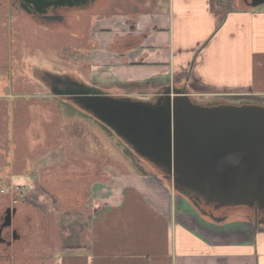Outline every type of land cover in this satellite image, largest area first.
I'll use <instances>...</instances> for the list:
<instances>
[{
	"label": "crops",
	"instance_id": "obj_1",
	"mask_svg": "<svg viewBox=\"0 0 264 264\" xmlns=\"http://www.w3.org/2000/svg\"><path fill=\"white\" fill-rule=\"evenodd\" d=\"M134 1H130L138 4L134 14H110L93 23L94 31L108 29V34L93 32L94 69L108 68L119 83L142 85L149 95L158 88L154 81L162 77L175 78L178 85L189 87L199 81L209 90L229 91L231 97L241 91L251 93V97L264 95V5L244 6L246 9H236L226 16L214 43L196 58L193 53L216 25V19L209 15V0ZM213 80L217 85L211 83ZM33 103L44 108L53 105L39 98L13 101L11 105L0 101L11 118L8 156L17 152V132H13L17 107L26 111ZM49 115L45 119L54 116ZM63 123L60 113L61 128L75 122L70 116L68 124ZM31 130L35 133L37 128L28 125L22 130L24 145L25 141L29 143ZM8 161L0 167V171L7 170V177L0 178V183L5 181L8 186L0 189L7 192L0 198V205L22 199L28 206L39 207L40 215L47 220L61 211L63 195L72 196L69 198L74 205L78 203V197L68 193L76 190L34 194L30 165L19 174L14 172V160ZM18 187H24L22 196L14 190ZM99 188L89 198L87 227L79 222L74 226L75 236L69 238L66 249L62 248V228L58 226L61 238L57 243L49 239L51 230L47 223L44 225L45 244L48 239L56 253L49 259L40 257L38 264H264V224L254 227L244 217L224 221L202 218L187 199L175 194L157 175L129 173ZM27 217L31 221L30 214Z\"/></svg>",
	"mask_w": 264,
	"mask_h": 264
},
{
	"label": "rangeland",
	"instance_id": "obj_2",
	"mask_svg": "<svg viewBox=\"0 0 264 264\" xmlns=\"http://www.w3.org/2000/svg\"><path fill=\"white\" fill-rule=\"evenodd\" d=\"M130 1L132 2L129 0L127 5H123L120 1L111 0L108 5L94 13L100 17L93 22L90 14H87L88 17L87 15L84 16L81 22L83 36L77 39L65 33L50 35L40 32L30 26L23 17L14 18L16 14L9 12L7 5H4L5 0H0V101H6L11 105L13 101L39 98L53 104H48L44 108L33 103L30 109L26 111L23 107H17L19 112L14 114L17 127L13 131L17 132V138H15L17 152L15 155L10 154L9 156L7 131L11 129V118L7 116L5 105L0 106V167L6 166L5 163L13 159L14 172L21 174L26 171L23 172L22 169H26L29 164L30 175L34 179L31 187L34 194L43 195L45 191L48 195H54L57 193L56 191L78 190L81 198L80 204L74 205L71 202L72 199L69 198L72 196L63 195L62 205H60L61 211L56 215L52 213V217H48L47 220L40 215L39 207L30 206V208H26L22 204V199H19L17 201L18 210L21 208L24 210L21 217L30 214L32 219L27 224L21 220L19 222L23 242L14 251L15 260L13 264H38L40 257L49 259L54 256L56 252L51 248V242L49 243L47 239L45 244L44 240L43 232L46 223L48 229L51 230L49 239L52 242H60L61 236L58 230L60 227L64 235L62 248L66 249L70 246L69 238H74L76 232L74 226L78 225L79 222V224L87 227L86 216L89 212V198L100 190L101 185L106 184L112 178L129 173L143 176L155 175L145 162L134 156L102 125L90 117L71 111L61 100L51 96L48 90L37 80L40 70L47 73L55 72L78 76L80 79L90 82L91 86L115 97L151 99L157 93V89L161 90L163 87L170 86L186 91L189 89L190 99L197 103L242 99L264 104V95L251 97V93L241 91L235 93L239 95L231 97L228 95L230 94L229 91L209 90L199 81L191 82L192 86L189 87L188 85L182 86L181 83L178 85L179 81L175 82V78L171 79L170 77H162L159 82L154 81V87L158 88L156 90L154 88V92L149 95L150 93L148 94L146 89L141 87L142 85L119 83L110 74L108 68L94 69L91 66L93 32L105 34L108 29L101 28V30L95 29L96 31H94L91 24L110 14L111 17L116 14H134L138 4H131ZM133 2L135 3L134 0ZM236 9L246 8L244 6L237 8L236 3L231 0H209V15L212 19H216V25L210 36L193 53L194 57L197 58L201 51L217 38V33L224 24L226 16L233 15ZM255 12H259V10ZM116 23L118 24V22ZM117 47L120 48V46ZM31 69L36 73L37 78L32 75ZM213 81L211 83L217 85V81ZM147 88L149 90V85ZM244 94L249 96H242ZM49 113L54 115L53 119L51 117H49L51 119H45L48 118ZM60 113L63 115L64 125L68 124L66 122L70 116L75 123L68 124V127H64V129L61 128ZM28 125L32 129L37 128V131L33 133L31 130L30 134L28 133L29 143L25 141L24 145L22 130ZM28 134L26 135L28 136ZM6 174V169L0 171V178H6ZM27 174L29 175L28 171ZM2 187H8L5 181H1L0 189ZM15 189L21 196L25 193L24 187ZM5 205H0V212Z\"/></svg>",
	"mask_w": 264,
	"mask_h": 264
},
{
	"label": "water",
	"instance_id": "obj_3",
	"mask_svg": "<svg viewBox=\"0 0 264 264\" xmlns=\"http://www.w3.org/2000/svg\"><path fill=\"white\" fill-rule=\"evenodd\" d=\"M262 5L264 0H251L249 7ZM41 84L152 163L196 212L190 195L215 208L264 209V104L228 99L200 105L189 89L170 86L158 90L154 102L115 97L55 72L46 73ZM9 211L4 226L10 224Z\"/></svg>",
	"mask_w": 264,
	"mask_h": 264
},
{
	"label": "flooded vegetation",
	"instance_id": "obj_4",
	"mask_svg": "<svg viewBox=\"0 0 264 264\" xmlns=\"http://www.w3.org/2000/svg\"><path fill=\"white\" fill-rule=\"evenodd\" d=\"M110 1L111 0H5L4 5H7L9 12L16 14L14 18L23 17L30 26L36 28L40 32L50 35H62V33H65L78 39L83 36L81 31L83 17L90 14L93 22L96 18L100 17V15H95L94 13L103 6L108 5ZM231 1H234L236 6L245 7H249L251 2V0ZM91 25L93 26V23ZM31 73L37 78L36 73L33 71ZM46 73L47 72H41L40 70L37 80L41 82ZM69 77L81 81L78 76L69 75ZM87 85H90V83ZM151 101L154 102V98H152ZM210 103L214 104L217 102ZM146 165L152 170L155 169L152 163H147ZM6 193L7 192L4 190H0V198L5 196ZM189 198L202 218L212 221H224L232 219L233 217H244L247 221L252 222L254 227L264 224V209L256 206L252 208L247 206L215 208L214 205H206L204 202L198 201L193 195H190ZM22 204L26 208H30V206L25 203ZM7 210H10V224L4 226ZM14 210L15 212H13ZM21 214L22 212L18 210L16 200H12L10 203L7 202L0 212V264H13L15 260L13 255L14 251H16L23 242L20 234L19 222L21 220V222L27 224L29 223V218L27 216H25V218L21 217Z\"/></svg>",
	"mask_w": 264,
	"mask_h": 264
},
{
	"label": "trees",
	"instance_id": "obj_5",
	"mask_svg": "<svg viewBox=\"0 0 264 264\" xmlns=\"http://www.w3.org/2000/svg\"><path fill=\"white\" fill-rule=\"evenodd\" d=\"M62 101V100H61ZM62 103L63 104H65V105H67V108H70V110L71 111H74V112H77L78 114H80V115H82V116H86V117H90V116H87V114L86 113H84V112H82V111H80V110H78L77 108H75L74 106H72V105H70V104H68V103H66V102H64V101H62ZM217 103H220V104H228V102L225 100V101H222V102H220V101H218ZM198 104H200V105H207L208 103H198ZM91 118V117H90ZM94 120V119H93ZM97 122V121H96ZM99 125H101L100 123H99ZM102 127H104V126H102ZM105 128V127H104ZM106 129V128H105ZM111 135H113L108 129H106ZM114 136V135H113ZM130 152V151H129ZM130 154H132L131 152H130ZM154 171V174L155 175H157V176H159V177H161V178H163L164 177V174L159 170V169H154L153 170ZM78 191V190H77ZM79 192L80 191H78L77 193H76V191L75 192H68V193H70L71 195L73 194V195H76L78 198V203H76V204H80V202H81V198L79 197L80 196V194H79Z\"/></svg>",
	"mask_w": 264,
	"mask_h": 264
}]
</instances>
